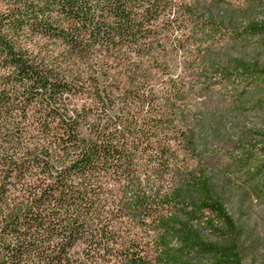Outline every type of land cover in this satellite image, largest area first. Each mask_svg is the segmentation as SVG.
<instances>
[{"label": "trees", "instance_id": "1", "mask_svg": "<svg viewBox=\"0 0 264 264\" xmlns=\"http://www.w3.org/2000/svg\"><path fill=\"white\" fill-rule=\"evenodd\" d=\"M197 1L0 0V264H244L197 131L217 91L264 84L208 61L264 19L229 31ZM237 147L257 179L264 144Z\"/></svg>", "mask_w": 264, "mask_h": 264}, {"label": "rangeland", "instance_id": "2", "mask_svg": "<svg viewBox=\"0 0 264 264\" xmlns=\"http://www.w3.org/2000/svg\"><path fill=\"white\" fill-rule=\"evenodd\" d=\"M194 5L229 31L248 20L264 19V2L230 0L229 4L220 5L212 0H198ZM235 60L264 67V36L225 40L208 59L221 66H231ZM202 112L198 148L214 162L215 192L238 225L244 264H264V172L250 180L225 166L230 157L241 155L237 144H264V84L250 88L242 101L232 99L221 89L206 100Z\"/></svg>", "mask_w": 264, "mask_h": 264}]
</instances>
